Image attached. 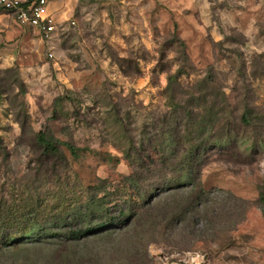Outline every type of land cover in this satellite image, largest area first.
I'll use <instances>...</instances> for the list:
<instances>
[{
  "label": "rangeland",
  "instance_id": "rangeland-1",
  "mask_svg": "<svg viewBox=\"0 0 264 264\" xmlns=\"http://www.w3.org/2000/svg\"><path fill=\"white\" fill-rule=\"evenodd\" d=\"M47 2V37L0 11V203L27 213L34 195L52 194L79 213L93 189L108 209L121 204L109 212L119 224L79 240L0 245V264H182L187 254L264 264V0ZM185 109L206 130L238 129L241 138L204 162L201 204L177 214L188 189L157 192L151 180H129L122 151L126 137L160 142ZM39 132L64 160L43 156ZM137 195L150 206H137Z\"/></svg>",
  "mask_w": 264,
  "mask_h": 264
},
{
  "label": "trees",
  "instance_id": "trees-1",
  "mask_svg": "<svg viewBox=\"0 0 264 264\" xmlns=\"http://www.w3.org/2000/svg\"><path fill=\"white\" fill-rule=\"evenodd\" d=\"M178 76L179 73L169 77L167 91L168 94L170 93L168 95L170 100L174 99V90L171 89V86L175 84ZM184 112L185 116L178 125L168 122L167 126L161 130L162 139L160 142L146 139L134 142L126 137V145L122 151L131 168L129 180L135 181L137 184L141 179L151 180L152 190L157 192L188 189L189 196L185 201L186 205L177 214L196 208V205L201 204L204 193L201 171L204 162L208 161L209 157L212 156L211 154H222L229 145L234 148L235 143L241 138V132L238 129L222 127L220 131H215L212 128L206 130L203 119L196 120L193 111L189 109H185ZM112 119L115 120V123H119L117 114H113ZM241 124L245 127L249 125L247 115L242 116ZM210 140L214 141L208 145ZM36 143L47 160H64L65 156L58 142L48 138L44 133L39 132L37 134ZM62 146L66 147L72 157L78 156L74 146L68 143H63ZM216 149L218 152L214 153L213 150ZM92 190L89 189L85 193L86 201L81 203L82 212L79 213L70 211L72 203L68 204L52 194H47L44 197L34 195L37 199L33 201V197V200L28 201L30 204L27 213H23L16 206L2 209L0 203V245H15L20 240L30 237L40 238L41 236L79 240L117 227L119 221L110 216L109 212L120 207L121 204L113 203L108 209L98 198V194H101L100 191L97 189L99 192L94 198L93 195L90 196L89 191ZM30 195L29 198H31ZM136 198L144 201L140 195H137ZM259 199L264 204L262 193H260ZM51 202L55 203L54 207H50ZM128 203H130V199H126L122 206L125 208ZM66 204L70 205L68 210H64L62 207ZM150 204L149 200L137 206H150ZM121 212L124 215L126 209H122ZM43 218L55 220L56 223L50 227H43L38 224L29 225L28 222L22 221L26 219L41 220Z\"/></svg>",
  "mask_w": 264,
  "mask_h": 264
},
{
  "label": "built area",
  "instance_id": "built-area-1",
  "mask_svg": "<svg viewBox=\"0 0 264 264\" xmlns=\"http://www.w3.org/2000/svg\"><path fill=\"white\" fill-rule=\"evenodd\" d=\"M0 11L14 14L20 25L36 29L46 37L54 30L47 0H0ZM180 262L205 264V259L201 254H187Z\"/></svg>",
  "mask_w": 264,
  "mask_h": 264
}]
</instances>
